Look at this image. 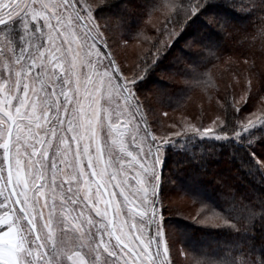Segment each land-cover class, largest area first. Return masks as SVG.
I'll list each match as a JSON object with an SVG mask.
<instances>
[{"label":"snow or ice","instance_id":"obj_1","mask_svg":"<svg viewBox=\"0 0 264 264\" xmlns=\"http://www.w3.org/2000/svg\"><path fill=\"white\" fill-rule=\"evenodd\" d=\"M170 8L171 28L161 31L168 40L157 39L129 78L115 53L104 51L111 37L88 0H0V264H174L169 252L180 233L164 223L160 193L164 146L173 142L158 140L146 121L140 126L137 82L201 18L219 34L231 20L216 12L217 0H171ZM13 17L22 33L8 27L5 18ZM191 38L186 45L204 42L198 30ZM259 39L264 49V28ZM255 79L240 105L214 122L215 132L201 124L188 136L243 142L264 172V151L252 150L264 145V115H238L250 100L264 103ZM226 154L221 144L205 147L199 159ZM239 167L251 165L241 158ZM257 199L260 207L233 196L235 214L213 212L222 225L206 216L197 222L248 233L264 213V196ZM248 247L245 241L239 256L196 264H254Z\"/></svg>","mask_w":264,"mask_h":264},{"label":"trees","instance_id":"obj_2","mask_svg":"<svg viewBox=\"0 0 264 264\" xmlns=\"http://www.w3.org/2000/svg\"><path fill=\"white\" fill-rule=\"evenodd\" d=\"M88 1L94 6V17L100 31L105 32L107 29L105 34L111 37L108 41L111 47H105L104 51L115 53L117 62L126 69L123 73L125 76H132L130 70L138 65L150 49L155 52L152 45L157 39L168 40V36L161 35V31L163 28H171L170 23H166V17L171 15V0ZM233 2L235 7L217 0L216 12L231 20L224 32L219 34L210 29L201 18V22L194 29L186 30L184 38L178 40L169 52L161 58L157 57L159 60L156 65L144 79L137 82L142 102L138 117L143 115L144 120L141 122L144 124L146 121L152 132L162 133L170 124H178L179 120L174 117L177 113L197 121L216 113L223 117L226 107L240 105L241 101L238 100L247 97L246 83L252 80L253 73L257 76L253 83L264 95V77L259 80L262 71L257 66L260 54L256 53L264 52L259 39L261 29L264 28V9L259 5L264 0ZM105 3L109 6L103 7ZM197 30L202 33L204 42L186 45L184 40H191ZM209 37H214L212 46L206 47ZM126 52L128 56L125 57ZM140 75L145 74L141 72ZM196 91L203 95L206 104L192 111V104L202 102ZM253 105L254 101L250 100L242 106L238 115L252 111ZM232 115L229 113V121ZM166 118H169V125L164 121ZM171 130L173 126L169 127ZM172 142L164 147L160 186L161 196L164 197L161 202L164 223L180 233L170 249L169 258L174 264L221 261L228 257L229 252L241 255L235 249L248 241L247 254L255 258L254 264H260L264 261V213L254 217L248 233L197 222L206 216L209 224L222 225L223 218L214 216L213 212L235 214L232 208L233 196L243 199L246 205L256 201L254 207H260L257 198L264 196V181L261 180L264 172L248 156V146L234 140L220 142L198 137L176 138ZM221 144L228 147L230 154L200 161L199 157L204 154L205 147H219ZM252 150L260 153L264 151V145L257 141V146ZM193 155L196 159L189 162ZM241 158L251 167L240 168ZM177 190L190 199L191 210L178 207L169 210L165 196L168 193L173 195V191ZM165 239H168L167 232Z\"/></svg>","mask_w":264,"mask_h":264},{"label":"rangeland","instance_id":"obj_3","mask_svg":"<svg viewBox=\"0 0 264 264\" xmlns=\"http://www.w3.org/2000/svg\"><path fill=\"white\" fill-rule=\"evenodd\" d=\"M89 3L92 4L91 2H89ZM93 8H94V6H93ZM5 19H6V23H7L9 28L14 27L13 30L16 33H22L23 32V23L19 18L13 17V19L10 21H8L7 18H5ZM95 23L97 24L96 19H95ZM15 24H17V26H15ZM4 27H5L4 25H0V37H2V35H3ZM256 53L260 54V58H257V66L261 69L262 72H264V52L263 51H261V52L256 51ZM124 55H125V57L128 56L127 52ZM119 58L122 59L120 54H119ZM105 63H106V61H105ZM125 63H127V61ZM101 71H103V69H101ZM126 76L129 77V75H126ZM246 84H247V86H249V83H246ZM255 85H256V83H255ZM196 93H197L199 100L202 102L192 104V111H195L194 108H198V106H200L202 104H206L205 101H203L204 100L203 95L199 91H196ZM242 98H245V96ZM242 98L239 99L238 101H241ZM211 106H213V105H211ZM238 106L239 105H235V107H238ZM253 113L255 114V116L264 115V103H261L259 101V99L254 100V105H253L252 111H250V112L244 111L240 115L246 121V119L249 116H252ZM174 117H176V119L179 120L178 124L172 123L169 125V123H170L169 118H166L164 121L166 122V124L169 125L168 128H164L165 130H163L162 133L160 131H157L155 133L152 132V135H155L157 137V139L160 141H163L165 139L173 141L176 138L189 137L188 135H191V133L188 132V128H190L191 126L200 127L201 124H203L204 127L213 128V131L215 132L214 122L217 121L218 119H223L222 115L219 113H216L215 115H212V116H209V115L204 116L203 118L199 119V121H197L198 119L191 120V118H189L188 116L182 115L180 113H177ZM253 118H255V117H253ZM140 126L144 127V124L141 121H140ZM170 126H173V130H171V131H169ZM177 133H179V135H176ZM198 138H200V137H198ZM163 158H164V154H163ZM162 162H163V159H162ZM165 200H166V203L169 205V210L171 209V207H178L179 209H186V210H191V208H192V206L190 204V199L187 196L181 195L178 190L173 191V195H169V193H168L165 196ZM0 227H3V226H0Z\"/></svg>","mask_w":264,"mask_h":264}]
</instances>
